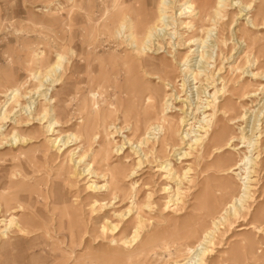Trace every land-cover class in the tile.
Listing matches in <instances>:
<instances>
[{"label":"rangeland","instance_id":"374dc122","mask_svg":"<svg viewBox=\"0 0 264 264\" xmlns=\"http://www.w3.org/2000/svg\"><path fill=\"white\" fill-rule=\"evenodd\" d=\"M169 1L0 0V264H264V0Z\"/></svg>","mask_w":264,"mask_h":264},{"label":"bare ground","instance_id":"6f19581e","mask_svg":"<svg viewBox=\"0 0 264 264\" xmlns=\"http://www.w3.org/2000/svg\"><path fill=\"white\" fill-rule=\"evenodd\" d=\"M161 2H162V3H161L162 8H163L162 10H164L165 8H167V7L171 6V5H173L172 1H169V0H164V1L161 0ZM175 2H176V1H175ZM158 9H159V8H158ZM169 9H170V8H169ZM171 10H172V9H171ZM174 10H175V9H174ZM163 12H164V11H163ZM163 12H162V13H163ZM167 12H168V11H167ZM162 13H161V14H162ZM164 16H165V15H164ZM160 17H161V16H160ZM167 17H168V16H167ZM164 19L166 20L167 18L164 17ZM164 19H163V17H162L160 20H161V21H164ZM170 19H171V18H170ZM166 23H167V22H166ZM170 26H171V25H170ZM157 28H158V27H157ZM164 30H165V29H164ZM164 30H158V31L156 30V31H154V32H156V33H155V35H154V33H153V35H154L153 38H156V41H157L159 38H161L160 33H162ZM158 32H159V35L157 36V33H158ZM162 34L164 35V36H162L163 38L165 37V35L167 36V33H165V32L162 33ZM209 34H210V33H209ZM150 38H151V37H150ZM168 38H169V36H168ZM166 39H167V38H166ZM166 39H165V40H166ZM150 41H151V40H150ZM159 41H160V40H159ZM159 41H158V42H159ZM162 41H164V40H162ZM152 42H153V46H154V48H155L158 44L156 45V43H154V41H152ZM151 44H152V43H151ZM132 45H133V44H132ZM151 46H152V45H151ZM159 46H160V45H158L157 48H156L157 51H159V50L161 49V47H159ZM149 49H150V48H149ZM197 75H198V74H196L195 76L197 77ZM199 76H200V74H199ZM194 80H195V79H194ZM195 81H196V80H195ZM207 85H208V84H207ZM199 92H200V89H199L198 94H197V101H199L198 99L200 98V96H199ZM218 92H219V91H218ZM45 94H46V93H45ZM216 95H218L217 92H216ZM12 98H13V97H12ZM197 111H198V110H197ZM4 112H5V111H4ZM2 113H3V112H2ZM196 113H197V112H196ZM196 113H195V114H196ZM189 116H190V115H189ZM2 117H5V113L2 114ZM14 117H15V118H13V122H14V123H17V118H18V117H17V116H14ZM195 118H196V117H195V115H194V116L192 117V119H195ZM1 119H2V118H1ZM4 119H5V118H4ZM189 120H190V119H189ZM195 120H196V119H195ZM50 128H51V127H50ZM259 130H260V129H259ZM0 131H1V130H0ZM254 131H255V130H254ZM187 132H188V131H187ZM251 133L254 134L253 132H251ZM254 135H255V134H254ZM254 135H253V136H254ZM253 136H252V137H253ZM14 140H16V138H15ZM201 141H202V139L194 140V143H195V144H199ZM14 145H15V144H14ZM135 150H136V149H135ZM139 152H140V151H139ZM139 152H138V153H139ZM182 156H183V155H182ZM165 168H166V167H165ZM169 168H170V167H169ZM166 169H168V167H167ZM170 171H171V170H170ZM252 173H253V171H252ZM241 200H242V199H241ZM232 207H233V208H232ZM232 207H231V208H232V211H233L232 214L235 215L236 217L239 216V215L242 213V210H243V208H244L243 205H242V202H241V205L239 206V208H237L236 203H233ZM245 210H246V209H245ZM246 211H247V210H246ZM248 212H249L248 214H250V213H251V210H250V211L248 210ZM116 227H117V226H116ZM253 227H254V225H253ZM208 253H209V252H208ZM201 255H205V252L201 253ZM201 255H199V256H201ZM202 257H203V256H202ZM200 263H201V262H200ZM203 264H204V263H203Z\"/></svg>","mask_w":264,"mask_h":264}]
</instances>
